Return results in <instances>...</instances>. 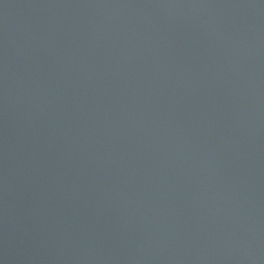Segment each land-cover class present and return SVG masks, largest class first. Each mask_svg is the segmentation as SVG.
I'll return each mask as SVG.
<instances>
[{"label": "water", "instance_id": "1", "mask_svg": "<svg viewBox=\"0 0 264 264\" xmlns=\"http://www.w3.org/2000/svg\"><path fill=\"white\" fill-rule=\"evenodd\" d=\"M0 264H264V0H0Z\"/></svg>", "mask_w": 264, "mask_h": 264}]
</instances>
